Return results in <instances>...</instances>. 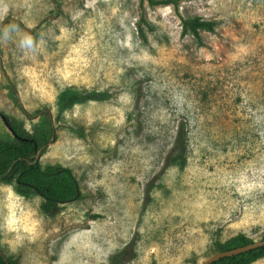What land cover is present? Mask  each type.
<instances>
[{"label":"rangeland","instance_id":"rangeland-1","mask_svg":"<svg viewBox=\"0 0 264 264\" xmlns=\"http://www.w3.org/2000/svg\"><path fill=\"white\" fill-rule=\"evenodd\" d=\"M54 1L0 0V139L13 138L7 118L37 137L42 167L69 168L80 197L48 217L40 194L0 179L3 254L110 264L126 248L117 264H197L216 240H261L264 0H56L52 17ZM142 12L158 25L148 41ZM179 13L214 19L216 30L182 36ZM69 85L111 98L57 118ZM180 127L184 167L171 162Z\"/></svg>","mask_w":264,"mask_h":264},{"label":"trees","instance_id":"trees-1","mask_svg":"<svg viewBox=\"0 0 264 264\" xmlns=\"http://www.w3.org/2000/svg\"><path fill=\"white\" fill-rule=\"evenodd\" d=\"M148 2L152 7L160 4H173L174 7L179 8V0H148ZM179 15L182 36L193 35L200 38L202 31H215L218 24L216 20L206 19L200 15L185 16L180 13ZM137 28L143 41H148L149 32L156 33L158 31V25L151 21L145 12H142ZM110 98L111 94L108 90H86L75 85L66 86L59 92L57 97V118H61L67 110L73 108L76 104L91 100L104 101ZM4 120L12 131L13 138L11 140L0 139V179L7 183L16 184L17 191L23 195L40 194L43 197L40 211L48 217L57 216L63 210L62 206L65 203L80 197L77 180L69 168L55 166L43 168L40 159L34 163L36 155L42 147L38 138L25 133L9 118ZM49 123H51L50 120ZM67 127L76 130L70 125H67ZM51 134H53V129ZM177 142L179 147L171 162L179 167H184L187 159V132L184 127L178 129ZM261 239H264V232ZM254 241L246 233H239L226 241H214L210 247V252L217 253L247 245ZM126 254V248L118 250L112 255L110 264L119 263ZM262 256H264V246L225 256L210 264H250ZM12 263V259L0 250V264Z\"/></svg>","mask_w":264,"mask_h":264},{"label":"water","instance_id":"water-1","mask_svg":"<svg viewBox=\"0 0 264 264\" xmlns=\"http://www.w3.org/2000/svg\"><path fill=\"white\" fill-rule=\"evenodd\" d=\"M55 3V7L57 9V14L52 16V17H56L58 14H59V11H60V7L59 5L57 4L56 0L54 1ZM49 18V17H48ZM7 21H4L1 26H0V33H1V30L3 28V26L5 25ZM21 24L22 22L19 21ZM22 26L31 31V32H34L36 28L34 29H28L25 25L22 24ZM0 57H1V49H0ZM43 146L39 149L37 155H36V158L34 160V163L37 162L39 159H40V156H41V153L43 151ZM261 246H264V239H261V240H257V241H254L252 243H249L247 245H243V246H240V247H236V248H232V249H228V250H225V251H219L213 255H211L210 257H208L207 259L197 263V264H210L214 261H217L219 260L220 258L222 257H225V256H231V255H234V254H239L241 252H245V251H248V250H251V249H255V248H258V247H261Z\"/></svg>","mask_w":264,"mask_h":264}]
</instances>
